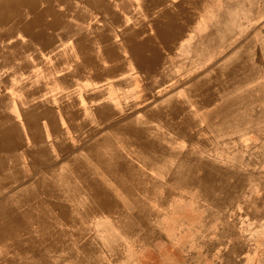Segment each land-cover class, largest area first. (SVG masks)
<instances>
[{
	"label": "crops",
	"instance_id": "1",
	"mask_svg": "<svg viewBox=\"0 0 264 264\" xmlns=\"http://www.w3.org/2000/svg\"><path fill=\"white\" fill-rule=\"evenodd\" d=\"M187 4L0 0V133L15 132L20 185H40L43 175L53 179L68 168L73 176L69 192L46 199L57 206L66 200L63 206L77 219L108 221L120 215L117 210L122 213L125 200L140 199L141 177L154 180L156 174L140 161L144 151L139 137L149 153H155L157 143L167 152L170 139L181 137L182 128L187 134L188 107L203 102L192 89L211 86L204 83L210 69L204 68L201 49H194L201 47L209 24L203 16L205 2L197 0L189 8ZM219 103L217 99L211 105ZM33 153H43L46 163L35 168ZM78 229L69 232L91 231Z\"/></svg>",
	"mask_w": 264,
	"mask_h": 264
},
{
	"label": "rangeland",
	"instance_id": "2",
	"mask_svg": "<svg viewBox=\"0 0 264 264\" xmlns=\"http://www.w3.org/2000/svg\"><path fill=\"white\" fill-rule=\"evenodd\" d=\"M215 1L204 4L201 51L205 85L224 93L220 113L189 106L188 137L171 138L154 180L141 177L140 199L105 224L78 218L76 229L105 227L76 233L92 261L264 264V0Z\"/></svg>",
	"mask_w": 264,
	"mask_h": 264
},
{
	"label": "bare ground",
	"instance_id": "3",
	"mask_svg": "<svg viewBox=\"0 0 264 264\" xmlns=\"http://www.w3.org/2000/svg\"><path fill=\"white\" fill-rule=\"evenodd\" d=\"M42 1V0H41ZM82 1V0H81ZM98 1V0H97ZM197 0H188L187 7L189 8L192 4H196ZM215 0H204L205 4H213ZM14 2V1H13ZM28 2V1H27ZM34 2V1H33ZM38 2V1H37ZM44 2V0H43ZM92 1H89V3ZM113 2V1H112ZM216 2V1H215ZM1 3L4 4V1ZM81 3V2H80ZM148 3V2H147ZM68 4V3H67ZM91 4V3H90ZM109 4V3H108ZM10 5V4H9ZM20 5V4H19ZM96 5V4H95ZM83 6V5H82ZM151 6V5H150ZM43 7V6H42ZM69 7V6H68ZM90 7V6H89ZM110 7V6H108ZM112 7V6H111ZM182 6L181 8H183ZM193 7V6H192ZM20 8V7H19ZM65 8V7H64ZM83 8V7H82ZM180 8V9H181ZM11 9V8H10ZM32 9V8H31ZM22 10V8H21ZM84 10V9H83ZM106 10V9H104ZM153 10V9H152ZM19 11V10H18ZM184 9L181 10L183 13ZM254 11V10H253ZM20 12V11H19ZM102 12V11H101ZM80 13V12H79ZM255 13V12H254ZM33 15V14H32ZM174 15V14H173ZM12 16V15H11ZM256 16V15H255ZM13 17V16H12ZM94 17V16H93ZM148 17V16H147ZM227 18V17H226ZM137 19V18H136ZM20 20V19H19ZM108 20V19H107ZM90 21V20H89ZM149 21V20H148ZM155 21V20H154ZM18 22V21H17ZM20 22V21H19ZM228 22V21H227ZM230 22V20H229ZM3 23V22H2ZM73 23V22H72ZM95 23V22H94ZM1 24V22H0ZM89 24V23H88ZM136 24V23H135ZM145 24V23H143ZM174 24V23H173ZM17 25V24H16ZM93 25V23H92ZM108 26V25H107ZM114 26V25H113ZM223 26V25H222ZM231 26V25H230ZM82 27V26H81ZM131 27V26H130ZM226 27V26H225ZM65 28V27H64ZM77 28V27H76ZM109 28V27H108ZM115 28V26H114ZM89 29V28H88ZM92 29V26H91ZM147 29V28H146ZM226 29V28H225ZM118 30V29H117ZM138 30V29H137ZM64 31V30H63ZM75 31V30H74ZM91 31V30H90ZM147 31V30H146ZM219 32L218 28L216 29ZM226 31V30H225ZM80 32V31H79ZM108 32V31H107ZM184 32V31H183ZM222 32V31H221ZM138 33V32H137ZM141 33V32H140ZM151 33V32H150ZM206 33V32H205ZM23 34V33H22ZM79 34V33H78ZM90 34V33H89ZM154 34V33H153ZM93 35V34H92ZM97 35V34H96ZM94 35V36H96ZM127 35V34H126ZM149 35V34H146ZM231 35V34H230ZM93 36V37H94ZM128 36V35H127ZM143 36V35H142ZM155 36V34H154ZM17 37V36H16ZM124 37V36H123ZM146 37V36H145ZM156 37V36H155ZM185 37V36H184ZM205 37V35H204ZM18 38V37H17ZM181 38V37H180ZM259 38V37H258ZM19 39V38H18ZM114 39V38H113ZM123 39V38H122ZM141 39V38H140ZM145 40V39H144ZM87 41V40H86ZM97 41V40H95ZM140 41V40H139ZM261 41V40H260ZM110 42V41H109ZM125 42V41H124ZM136 42V41H135ZM151 42V41H150ZM156 42V40H155ZM204 42V41H203ZM142 43V41H141ZM246 43V42H245ZM90 44V42H89ZM98 44V42L96 43ZM106 44V43H105ZM146 44V42H145ZM144 44V45H145ZM153 44V43H152ZM151 44V45H152ZM155 44V43H154ZM157 44V42H156ZM203 44H199L201 47L194 49H202ZM10 45V44H9ZM121 45V44H120ZM132 45V44H131ZM134 45V44H133ZM143 45V46H144ZM237 45V44H236ZM56 46V45H55ZM118 46V45H117ZM139 46V44L137 45ZM153 46V45H152ZM94 47V46H93ZM97 47V46H96ZM131 47V46H130ZM142 47V46H141ZM139 46V48L141 49ZM117 48V47H116ZM135 48V47H134ZM143 48V47H142ZM157 48V47H156ZM78 49V48H77ZM129 49V48H128ZM233 49V48H232ZM139 50V49H138ZM152 50V49H151ZM85 51V50H84ZM90 51V49H89ZM161 51V50H160ZM159 51V52H160ZM242 51V50H241ZM264 51V50H263ZM62 52V51H61ZM202 52V51H201ZM231 52V51H230ZM31 53V52H30ZM120 53V51H119ZM131 53V52H130ZM144 53V51H143ZM148 53V52H147ZM154 53V52H153ZM156 53V52H155ZM243 53V52H242ZM263 53V52H262ZM36 54V53H35ZM34 54V55H35ZM44 54V53H43ZM91 54V52H90ZM121 54V53H120ZM141 54V53H140ZM151 54V53H150ZM49 55V54H48ZM67 55V54H66ZM72 55V54H71ZM139 55V53L135 54ZM148 55V54H147ZM160 55V54H158ZM226 55H228L226 53ZM225 55V56H226ZM240 55V54H239ZM28 56V54H27ZM33 56V55H32ZM53 56V54H52ZM65 56V55H64ZM120 56V55H119ZM150 56V55H149ZM161 56V55H160ZM168 56V55H167ZM31 57V55H30ZM88 57V56H87ZM152 56H150L151 58ZM52 58V57H51ZM107 58V57H106ZM110 58V57H109ZM133 58V57H132ZM136 58V57H135ZM153 58V57H152ZM162 58V57H161ZM113 59V58H112ZM116 60V59H114ZM134 60V59H133ZM146 60V59H144ZM143 60V61H144ZM149 60V59H147ZM159 60V59H158ZM234 60V59H233ZM46 61V60H45ZM54 61V60H53ZM151 61V60H150ZM148 61V62H150ZM164 61V60H163ZM217 61V60H216ZM239 61V60H238ZM56 63V62H55ZM137 63V62H136ZM164 63V62H163ZM76 64V63H75ZM96 64V63H95ZM101 64V63H100ZM123 64V63H122ZM135 64V63H134ZM141 64V63H140ZM157 64V63H156ZM216 64V63H215ZM232 64V63H230ZM229 64V65H230ZM238 64V63H237ZM55 65V64H54ZM70 65V64H69ZM85 65V64H84ZM90 65V64H89ZM125 65V64H124ZM138 65V64H137ZM136 65V66H137ZM149 65V64H148ZM152 65V64H151ZM162 65V64H161ZM160 65V66H161ZM56 66V65H55ZM87 66V65H86ZM101 66V65H100ZM103 66V65H102ZM119 66V65H118ZM150 66V65H149ZM155 66V65H154ZM225 66V65H224ZM234 66V65H233ZM232 66V67H233ZM22 67V66H21ZM36 67V66H35ZM62 67H65L62 65ZM141 67V65H140ZM147 67V66H146ZM163 67V66H162ZM169 67V66H168ZM167 67V68H168ZM14 68V67H13ZM16 68V67H15ZM34 68V67H33ZM92 68V67H91ZM143 68V67H142ZM151 68V67H149ZM153 68V67H152ZM32 69V68H31ZM62 69V68H61ZM88 69V68H87ZM96 69V68H95ZM219 69V68H218ZM238 69V68H237ZM29 70V69H28ZM56 70V69H55ZM141 70V68H140ZM149 70V69H148ZM169 70V69H167ZM239 70V69H238ZM26 71V70H25ZM91 71V70H90ZM98 71V70H97ZM96 71V72H97ZM138 71V70H137ZM161 71V70H160ZM229 71V70H228ZM78 72V71H77ZM105 72V71H104ZM126 72V71H125ZM165 72V71H164ZM232 72V71H231ZM230 73V72H229ZM237 73V72H236ZM56 74V73H55ZM69 74V73H68ZM84 74V73H83ZM87 74V73H86ZM172 74V73H171ZM144 75V74H143ZM213 75V74H212ZM222 75V74H221ZM230 75V74H229ZM109 76V75H108ZM137 76V75H136ZM182 76V75H181ZM58 77V76H56ZM72 77V76H71ZM103 77V76H102ZM167 77V75H166ZM165 77V78H166ZM175 77V76H174ZM169 78V77H167ZM193 78V77H192ZM226 78V77H225ZM163 79V77H162ZM199 79V78H198ZM6 80V79H5ZM66 80V78H65ZM121 80V79H120ZM154 80V79H153ZM200 80V79H199ZM119 81V80H118ZM145 81V80H144ZM137 82V81H136ZM161 82V81H160ZM197 82V81H196ZM7 83V82H6ZM147 83V82H146ZM209 84V83H208ZM115 85V84H114ZM219 85V84H218ZM210 86L209 88H197L194 90V95H198L203 98L201 106H210L207 108V113L211 115H219V105H211L213 100L221 99L223 92L220 87ZM158 86V85H157ZM200 86V84H199ZM139 87V85H138ZM231 87V86H230ZM194 88V87H193ZM43 89V88H42ZM139 89V88H138ZM74 90V89H73ZM176 90V89H175ZM105 91V90H104ZM107 91V90H106ZM5 92V91H4ZM101 92V91H100ZM156 92V91H155ZM95 93V92H94ZM154 93V92H153ZM173 93V92H172ZM3 94V93H2ZM61 94V93H60ZM70 94V93H69ZM85 94V93H84ZM83 94V95H84ZM155 94V93H154ZM1 95V94H0ZM75 95V94H74ZM107 95V94H106ZM156 95V94H155ZM103 96V95H102ZM160 96V95H159ZM5 97V95H4ZM8 97V96H6ZM106 97V96H105ZM114 97V96H113ZM123 98V97H122ZM163 98V97H162ZM10 99V98H9ZM121 99V98H120ZM164 99V98H163ZM48 100V99H47ZM107 100V99H106ZM123 100V99H122ZM130 100V99H129ZM143 100V99H142ZM177 100V99H176ZM44 101V100H43ZM162 101V100H161ZM40 102V101H39ZM47 102V101H46ZM73 102V101H72ZM131 102V101H130ZM135 102V101H134ZM143 102V101H142ZM160 102V101H159ZM90 103V102H89ZM113 103V102H112ZM137 103V102H136ZM155 103V102H154ZM162 103V102H161ZM103 104V103H102ZM64 105V104H63ZM107 105V104H106ZM128 105V104H127ZM135 105V104H134ZM178 105V104H177ZM162 106V105H161ZM160 106V107H161ZM176 106V105H175ZM181 106V105H180ZM179 106V107H180ZM147 108V107H146ZM152 108V107H150ZM163 108V107H162ZM183 108V107H182ZM35 109V108H34ZM54 109V108H53ZM73 109V108H72ZM101 109V108H100ZM155 109V108H154ZM165 109V108H164ZM176 109V108H175ZM172 108V111L175 110ZM179 110V109H178ZM188 110V109H187ZM203 109H199L202 111ZM215 110V111H214ZM72 111V110H71ZM70 111V112H71ZM75 111V110H74ZM135 111V110H134ZM153 111V110H152ZM155 111V110H154ZM170 111V110H169ZM176 111V110H175ZM22 112V110H21ZM63 112V111H62ZM123 112V111H122ZM181 112V111H180ZM185 112V111H184ZM125 113V112H124ZM145 113V112H144ZM147 113V110H146ZM179 113V112H178ZM123 114V113H122ZM181 114V113H180ZM87 115V114H86ZM142 115V114H141ZM147 115V114H145ZM174 115V114H173ZM172 115V116H173ZM159 116V115H158ZM171 116V118H172ZM179 116V114H178ZM92 117V116H91ZM147 117V116H146ZM145 117V118H146ZM161 117V116H160ZM177 117V116H176ZM156 118V117H154ZM175 118V117H174ZM108 119V118H107ZM111 119V118H110ZM130 119V118H128ZM166 119V118H165ZM177 119V118H176ZM24 120V119H23ZM66 120V119H65ZM106 120V118H105ZM127 120V119H126ZM82 121V120H81ZM165 121V120H164ZM169 121V120H168ZM96 122V121H95ZM105 122V121H104ZM188 122V121H187ZM103 123V122H102ZM159 123V122H157ZM48 124V123H47ZM76 124V123H75ZM95 124V123H94ZM155 124V123H154ZM185 124V123H184ZM139 125V124H138ZM173 125V124H172ZM76 126V125H75ZM175 126V125H174ZM184 126V125H183ZM182 126V127H183ZM188 126V125H187ZM190 126V125H189ZM22 127V126H21ZM115 127V126H113ZM112 127V128H113ZM165 127V126H164ZM168 127V126H167ZM192 127V126H191ZM194 127V124H193ZM85 128V127H84ZM111 128V130H112ZM171 128V127H170ZM175 128V127H174ZM178 128V127H177ZM180 128V127H179ZM188 128V127H187ZM145 129V128H143ZM173 129V127L171 128ZM181 129V128H180ZM87 130V129H86ZM140 130V129H139ZM147 130V129H146ZM161 130V129H160ZM46 131V130H45ZM75 131V130H74ZM185 131V130H184ZM90 132V131H88ZM167 132V131H166ZM81 133V131H80ZM139 133V132H138ZM188 133V132H187ZM118 134V133H116ZM186 134V133H185ZM197 134V133H196ZM15 132L11 133H0V260L4 261L6 264H15L17 260L15 258H25V264H103L102 260L97 257L96 261H92L87 248L84 247L76 248L78 243L77 232H69V230L76 229L78 219L73 217L71 212L67 207L65 201L60 206L55 205L46 198L59 197L64 193H68V186H71V180L73 178L70 170L65 168V171H61V174L52 179V175H43L41 179V184L37 185H20L19 179L20 175L18 170L15 168L17 161L15 158ZM115 135V134H114ZM155 135V134H154ZM179 135V134H178ZM183 135V128H182ZM120 136V135H118ZM159 136V135H158ZM198 136V135H197ZM183 137H188L187 134ZM239 137V136H238ZM47 138V137H46ZM45 138V139H46ZM79 138V137H78ZM171 138V137H170ZM174 138V137H173ZM125 139V138H124ZM143 137H139L140 149L144 152L140 153L141 163H145L154 167L162 162L164 159L165 151L160 150L161 145L157 143L155 153H149L148 146L141 141ZM130 140V139H128ZM171 140V139H170ZM223 140V139H222ZM38 142V141H37ZM66 142V141H65ZM93 142V141H92ZM126 142V141H125ZM227 142V141H226ZM36 143V142H34ZM50 143V142H49ZM97 143V142H96ZM133 143V142H131ZM46 144V143H45ZM138 144V143H137ZM37 146V145H36ZM168 146V145H167ZM85 148V147H84ZM89 148V147H87ZM86 149V148H85ZM253 149V148H252ZM91 150V149H90ZM95 150V149H94ZM170 150V148H169ZM40 152V151H39ZM73 153V151H72ZM75 153V152H74ZM228 153V152H227ZM176 154V152H175ZM73 155V154H72ZM63 156V155H62ZM72 157V156H71ZM82 157V156H81ZM85 157V156H84ZM30 158V157H29ZM263 158V157H262ZM81 159V158H80ZM31 160L35 168L38 167V163H46L45 155L43 153H33L31 155ZM185 160V159H184ZM183 160V161H184ZM66 161V160H65ZM179 161V160H178ZM256 161V160H254ZM64 162V161H63ZM56 163V162H55ZM61 163V162H60ZM59 163V164H60ZM71 163V162H70ZM75 164V163H74ZM177 164V163H176ZM181 164V163H180ZM86 165V164H85ZM264 165V164H263ZM170 166V165H169ZM40 167V165H39ZM58 167V166H57ZM46 168V167H43ZM53 168V167H52ZM51 168V169H52ZM55 168V167H54ZM261 168V167H260ZM259 168V169H260ZM263 168V167H262ZM173 170V169H172ZM23 171V170H22ZM53 171V170H52ZM58 171V170H57ZM80 171V170H79ZM183 171V170H182ZM185 171V170H184ZM262 171V169H261ZM173 172V171H172ZM59 173V172H58ZM93 173V172H92ZM51 174V173H50ZM87 175V173H85ZM264 174V173H263ZM80 175V173H79ZM184 175V174H183ZM257 176V175H256ZM85 177V176H84ZM88 178V177H87ZM85 179V178H84ZM38 180V179H37ZM53 180L60 182L59 185H64L56 187ZM89 181V180H88ZM264 181V180H263ZM82 182V180H81ZM262 182V181H261ZM30 183V182H29ZM100 183V182H99ZM81 184V183H80ZM58 185V184H57ZM79 187V186H78ZM81 187V186H80ZM252 187V185H251ZM80 189V188H79ZM82 192V191H81ZM84 192V191H83ZM82 192V193H83ZM75 193V192H74ZM85 193V192H84ZM100 193V192H99ZM110 193V192H109ZM66 195V194H65ZM101 195V194H100ZM246 195V194H245ZM81 196V195H80ZM89 196V195H88ZM103 196V195H102ZM108 196V195H107ZM262 196V195H261ZM9 197V198H7ZM76 197V196H75ZM79 197V196H78ZM90 197V196H89ZM100 197V196H99ZM7 198V199H6ZM68 198V197H67ZM85 198V197H84ZM107 198V197H106ZM242 198V197H241ZM70 199V198H69ZM105 199V198H104ZM108 199V198H107ZM55 200V199H54ZM78 200V199H77ZM81 200V199H80ZM79 200V201H80ZM96 200V198H95ZM98 200V199H97ZM109 200V199H108ZM70 201V200H68ZM242 201V200H241ZM84 202V201H83ZM86 202V201H85ZM78 203V202H77ZM82 203V202H81ZM99 203V202H98ZM107 203V202H105ZM100 204V203H99ZM113 204V203H112ZM118 204V203H117ZM75 205V204H74ZM84 206V205H83ZM101 207V206H100ZM104 207V206H103ZM247 209V208H246ZM104 210V209H103ZM95 211V210H94ZM100 211V210H99ZM98 211V212H99ZM132 212V211H131ZM134 212V211H133ZM151 212V211H150ZM154 212V211H153ZM256 213V211H255ZM111 214V213H110ZM155 214V213H154ZM153 214V215H154ZM104 215V214H103ZM106 216V215H105ZM258 216V215H257ZM96 217V216H95ZM109 217V216H108ZM152 217V216H149ZM94 218V217H93ZM145 218V217H144ZM74 219V221H73ZM89 219V218H87ZM132 219V218H131ZM136 219V218H135ZM112 221V219H109ZM155 220V219H154ZM262 220V219H261ZM96 221V220H95ZM152 221V220H151ZM97 222V221H96ZM106 221L103 220L105 224ZM158 222V220H157ZM98 223V222H97ZM97 223H91L87 225L86 229H91L89 227L95 225L99 226V231L105 228ZM102 223V222H101ZM133 223V222H132ZM85 224V223H84ZM114 224V223H113ZM146 225V224H145ZM124 226V225H123ZM103 227V228H102ZM142 227V226H141ZM190 228V227H189ZM93 229V228H92ZM123 229V228H122ZM165 229V227H164ZM192 229V228H191ZM79 230V229H78ZM119 231V230H118ZM240 231V230H239ZM91 232V231H90ZM96 232V231H95ZM124 232V231H122ZM102 233V232H101ZM209 233V232H208ZM241 233V232H240ZM206 234V233H205ZM106 235V234H105ZM124 234H122L123 236ZM220 235V234H219ZM95 236V235H94ZM225 237V236H224ZM107 238V237H106ZM209 238V237H208ZM80 239V238H79ZM125 239V238H124ZM205 240V239H204ZM211 240V239H210ZM91 241V240H90ZM239 244V243H238ZM101 245V244H100ZM98 246V245H97ZM99 248V247H98ZM78 249V250H77ZM234 251V250H233ZM13 254V258L7 257L8 254ZM93 254V253H92ZM108 254V253H107ZM236 255V254H235ZM239 256V255H238ZM237 257V256H236ZM99 258V260H98ZM20 260V259H18ZM23 260V259H21ZM136 260V259H135ZM27 261H30L27 263Z\"/></svg>",
	"mask_w": 264,
	"mask_h": 264
}]
</instances>
